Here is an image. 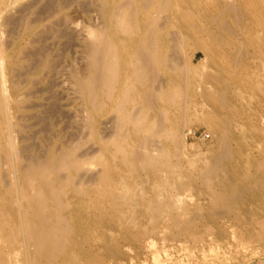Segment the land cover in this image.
I'll list each match as a JSON object with an SVG mask.
<instances>
[{
  "label": "bare ground",
  "instance_id": "bare-ground-1",
  "mask_svg": "<svg viewBox=\"0 0 264 264\" xmlns=\"http://www.w3.org/2000/svg\"><path fill=\"white\" fill-rule=\"evenodd\" d=\"M101 1L98 12L105 21L104 30L101 35L88 32V68L75 78L74 84L88 117L83 128L88 129L90 140H97V153L77 157L69 146H61L49 147L39 157L24 148L28 163L26 167L20 166L19 152L11 136L16 84H6L3 68L5 63L19 62L21 51L19 48L17 56H7L0 39V264H129L124 246H132L135 255H139L142 243H153L146 239L159 232L162 239L181 245L202 243L210 235L207 247L213 252L223 249L228 242L221 227L209 226L213 215L234 216L229 220L231 233L238 238L236 246L247 251L230 264L264 263L262 254L251 258L257 254L256 249L264 247L262 215H252V197H258L264 188V177L255 172L248 174L246 169H234L237 155L231 146V123L218 111L228 104L232 82L219 70L213 76H200L197 71L202 81L214 87L210 95L217 108L209 127L218 125L223 131L213 132L216 142L208 148L209 156L205 161L197 160L201 163L186 183L175 175L183 145L179 122L165 124L172 119V112L184 121L194 100L191 90L197 76L194 66L179 58L183 44L191 40L192 47L206 55L205 35L221 40L239 37L245 31L249 13L238 0H214L215 8L201 0ZM11 2L14 0H0V18ZM40 9L42 16L50 17L61 6L49 0ZM59 20L58 25L67 22ZM204 20L209 22L206 27L201 24ZM53 23L47 25L46 33L55 30ZM33 27L26 22L17 42ZM36 35L28 41L41 44L24 52L31 60L24 67L27 76L53 65L45 35ZM238 42L237 48L250 43L247 39ZM240 58L236 56L233 65ZM202 63L203 60L198 65ZM231 80L234 82L237 77ZM201 93L209 96L206 89ZM109 108L115 115L105 122H112L113 137H105L109 133L98 126L97 119ZM57 110L56 102H51L44 109L45 119ZM161 136L171 137L170 148L165 147ZM74 144L77 147V142ZM85 163L100 168L84 178L80 167ZM192 183L206 191L210 210L202 213L203 206L196 204L193 215L186 216L190 209L180 191ZM148 184L156 189L155 197L146 196ZM243 203L245 212L250 214L245 219L241 216ZM198 215L207 222L201 230L195 220ZM161 249L164 257L153 258L154 264H185L191 256H174L163 246Z\"/></svg>",
  "mask_w": 264,
  "mask_h": 264
},
{
  "label": "rangeland",
  "instance_id": "rangeland-1",
  "mask_svg": "<svg viewBox=\"0 0 264 264\" xmlns=\"http://www.w3.org/2000/svg\"><path fill=\"white\" fill-rule=\"evenodd\" d=\"M47 1L49 0H14V2L9 3L0 18L1 34L5 33L2 36L0 34V37H2L0 39L5 46L6 55L17 56L16 50L20 48L21 51L19 52L20 61L11 64L5 63L3 71L6 74V80L8 79L6 84L11 81H15L16 84L13 91L17 95V105L13 109L15 124L11 136L15 149L19 152L20 166L22 167H26L28 163V158L23 152L24 148H28L30 153L39 157H42L49 147L69 146L77 157H79V154L85 156L86 153H97L99 150L97 140H90L88 129L83 128V124L86 125L88 122V117H86L84 111L83 98L77 90V86H75V78L83 74L82 72H85L88 68L89 60L85 50V44L90 40L88 32L93 31L101 35L102 30H104L105 21L98 12L103 5V1L52 0L55 5H60L61 9L56 10L50 17H44L38 9H42ZM201 1L208 2L206 5L209 8H215L216 2L214 0ZM238 3L250 15V19H248L249 15L245 19L246 28L243 34L227 40L226 38L221 40L215 39L216 36L209 37L205 35L203 38L207 44L205 47L206 55L201 50L193 48L191 40H187L179 53L180 60L194 66L196 72L197 80H194L195 86L191 90V97L194 100L191 101L188 107L189 110L184 121L181 117H177L176 112H172L171 121L168 120L165 124L172 122V120L179 122L178 131L183 145L179 149L181 155L176 161L175 175L185 183L187 179L194 177L195 166L201 163L202 159L205 161L209 156L208 148L216 142L214 133L223 131L218 125L213 129L209 127V124L215 120L213 116L217 108L216 102L212 101L213 98L210 95V93H214V87L212 83L202 81L197 75V71L200 76H213L219 70L225 78L232 82L230 83L231 94L228 104L224 108L219 107L218 111L220 114L227 116L231 123V146L237 155L233 167L235 170L246 169L248 174L255 172L264 177V0H238ZM23 7L25 9H22ZM59 19L67 21L63 22L67 24L66 27L63 23L58 25ZM26 22L31 23L34 27L18 43L20 33ZM51 23H53L55 30L52 34H48L45 29ZM201 24L202 27H206L209 22L204 20ZM12 29H14V32ZM65 30L68 31L66 33L71 30V35L70 33L66 34ZM39 33H43L46 37L44 43L48 45V58L51 59V65H53L39 70L36 74L27 76L24 67L31 60L25 56L24 52L41 44V41H28V39L35 38L36 34ZM68 37L71 40L68 41L70 39ZM221 37L219 36V38ZM241 39H247L250 43L237 48L235 42L239 43L238 40ZM237 50L240 52L239 56ZM236 56L238 58L242 57L238 60L237 65H233ZM201 60H203V63L198 65ZM38 76L41 78L38 79ZM234 77H237V80L233 82L231 78ZM205 89L208 90V97L203 96L201 93ZM53 101L56 102L58 110L45 119L44 109ZM114 115V110L109 108L97 118L98 126L109 133L105 137H113L114 135L110 134L113 133L112 122H105ZM41 116L42 118H40ZM181 133H183V136ZM159 139L165 143L166 148L168 146L170 148L172 145L169 136H161ZM76 142L77 147L74 144ZM199 159L201 161L197 162ZM173 161L175 160L173 159ZM99 168L97 165H87L85 163L80 167V175L86 178L88 175L95 174ZM145 190L147 197H155L156 189L153 186L148 184L145 186ZM180 197H183L190 209L186 216L193 215L194 211L192 210H194L196 204L203 206L202 213L210 210L207 208L206 191L197 183L189 184L181 190ZM252 200L255 202L252 207V215H262L261 219L264 221V188L259 191L258 197L254 196ZM245 208L246 205L243 203L241 216L244 219L250 215L245 212ZM232 217L234 216L213 215L211 221H208L209 226L221 227L223 232L225 231L228 242L223 249H216L212 252L207 247L210 235L202 243L187 242L181 245V243L175 241L162 239V232H159L146 239L153 243H148L149 245L146 241L142 243L139 255H135V249L132 246H124L125 257L128 259L129 264H154L153 258L161 260L164 257V252L161 249L163 246L172 252L174 256L191 254L185 264H221L220 262L230 264L241 253L247 254L245 248L242 249L236 246L238 238L232 235V227H230L229 221ZM195 220L199 223L198 228L200 230L207 225L206 220L201 218L200 215ZM185 247H188V250L184 249ZM235 249L238 251L235 252ZM256 251L257 254H252V259L257 258L258 253L262 254L261 257H264V247L256 249ZM219 259L224 261H219Z\"/></svg>",
  "mask_w": 264,
  "mask_h": 264
}]
</instances>
